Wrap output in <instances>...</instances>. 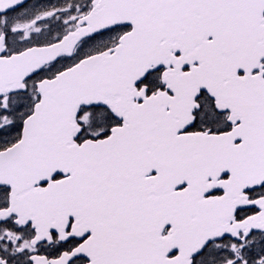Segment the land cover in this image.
<instances>
[{
    "label": "snow or ice",
    "instance_id": "obj_1",
    "mask_svg": "<svg viewBox=\"0 0 264 264\" xmlns=\"http://www.w3.org/2000/svg\"><path fill=\"white\" fill-rule=\"evenodd\" d=\"M0 264H264V0H0Z\"/></svg>",
    "mask_w": 264,
    "mask_h": 264
}]
</instances>
